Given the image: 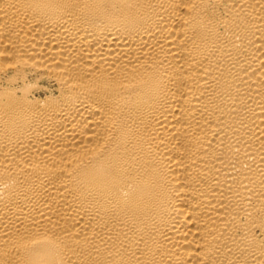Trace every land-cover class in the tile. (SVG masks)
Here are the masks:
<instances>
[{
	"label": "bare ground",
	"instance_id": "bare-ground-1",
	"mask_svg": "<svg viewBox=\"0 0 264 264\" xmlns=\"http://www.w3.org/2000/svg\"><path fill=\"white\" fill-rule=\"evenodd\" d=\"M0 264H264V0H0Z\"/></svg>",
	"mask_w": 264,
	"mask_h": 264
}]
</instances>
